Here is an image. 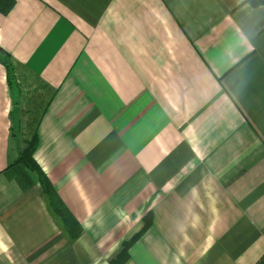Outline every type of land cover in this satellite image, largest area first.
Listing matches in <instances>:
<instances>
[{"label": "crops", "instance_id": "obj_1", "mask_svg": "<svg viewBox=\"0 0 264 264\" xmlns=\"http://www.w3.org/2000/svg\"><path fill=\"white\" fill-rule=\"evenodd\" d=\"M3 6L0 264H264V4Z\"/></svg>", "mask_w": 264, "mask_h": 264}, {"label": "trees", "instance_id": "obj_2", "mask_svg": "<svg viewBox=\"0 0 264 264\" xmlns=\"http://www.w3.org/2000/svg\"><path fill=\"white\" fill-rule=\"evenodd\" d=\"M249 2L253 5V6H259L261 4H264V0H249ZM2 10H5V6L0 7ZM33 149H34V142H31V145L29 146V148L26 150L25 155L22 157L23 162H26L27 164H29L30 166H32V155H33ZM31 160V163H30ZM56 207V205H55ZM59 216L61 218H63L62 213H58Z\"/></svg>", "mask_w": 264, "mask_h": 264}]
</instances>
